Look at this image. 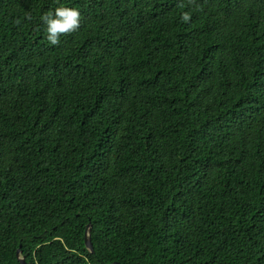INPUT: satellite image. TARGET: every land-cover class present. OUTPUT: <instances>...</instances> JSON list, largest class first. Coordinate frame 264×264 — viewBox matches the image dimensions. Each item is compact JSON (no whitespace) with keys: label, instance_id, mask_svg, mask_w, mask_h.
<instances>
[{"label":"trees","instance_id":"1","mask_svg":"<svg viewBox=\"0 0 264 264\" xmlns=\"http://www.w3.org/2000/svg\"><path fill=\"white\" fill-rule=\"evenodd\" d=\"M60 5L80 27L53 46ZM88 219L93 253L47 249ZM19 248L264 264V0H0V264Z\"/></svg>","mask_w":264,"mask_h":264},{"label":"clouds","instance_id":"2","mask_svg":"<svg viewBox=\"0 0 264 264\" xmlns=\"http://www.w3.org/2000/svg\"><path fill=\"white\" fill-rule=\"evenodd\" d=\"M189 4L193 0H188ZM184 7V5H181ZM198 8V7H197ZM31 20V14H26ZM180 19L188 22L191 19L190 13L183 12ZM40 20L45 25L46 40L49 44L56 46L60 43V36L75 32L80 27L81 13L77 8L64 5L57 6L54 11L46 12L40 16ZM19 24V21H16Z\"/></svg>","mask_w":264,"mask_h":264},{"label":"rangeland","instance_id":"3","mask_svg":"<svg viewBox=\"0 0 264 264\" xmlns=\"http://www.w3.org/2000/svg\"><path fill=\"white\" fill-rule=\"evenodd\" d=\"M76 224L73 223L70 226V229H68V233L64 238H60V239H55L53 241H50L46 244L47 249L51 252V253H55L58 252L62 249H74V250H78L81 247L84 246V242L81 241V238L77 235V232L74 228ZM87 225V223H86ZM85 225V226H86Z\"/></svg>","mask_w":264,"mask_h":264},{"label":"water","instance_id":"4","mask_svg":"<svg viewBox=\"0 0 264 264\" xmlns=\"http://www.w3.org/2000/svg\"><path fill=\"white\" fill-rule=\"evenodd\" d=\"M86 216V215H83ZM91 230H92V224L90 220H87V225L85 227L84 231V246L85 248L89 251V253H93V245L91 241ZM16 258L21 264H27L25 257L22 255V250L19 248L18 251L16 252ZM111 264H120L119 262H114Z\"/></svg>","mask_w":264,"mask_h":264}]
</instances>
